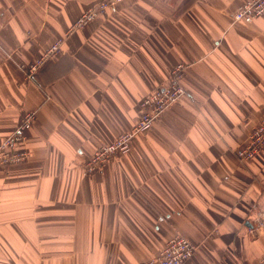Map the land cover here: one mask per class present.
Listing matches in <instances>:
<instances>
[{"label":"crops","instance_id":"crops-1","mask_svg":"<svg viewBox=\"0 0 264 264\" xmlns=\"http://www.w3.org/2000/svg\"><path fill=\"white\" fill-rule=\"evenodd\" d=\"M99 1L0 0V139L36 113L30 157L0 166V264H143L176 233L198 246L186 264H256L264 149L235 151L264 116V15L236 22L249 0H122L73 32ZM178 64L186 95L87 175Z\"/></svg>","mask_w":264,"mask_h":264},{"label":"rangeland","instance_id":"rangeland-1","mask_svg":"<svg viewBox=\"0 0 264 264\" xmlns=\"http://www.w3.org/2000/svg\"><path fill=\"white\" fill-rule=\"evenodd\" d=\"M109 1L110 0H101L99 2H96L95 4H92L91 6H88L85 9V11H83V13L71 25V27H73L75 25L77 26L79 24L78 23V20L79 19H82L81 22H80L81 23V28H79V29L76 28V29H74L73 32H76V31H78V30H80L82 28L87 27L91 22H93L94 20H96L100 16L106 14L112 8L111 6L110 7H109V5L108 6H104V9H102L101 11H98L97 6L98 5H104L107 2H109ZM113 1H114V6H115L118 3H120L122 0L121 1L120 0H113ZM247 3H248V1L245 4H247ZM110 5H113V3L110 4ZM92 11H94L96 13L95 18L92 21L91 20H88V19L81 18L84 14H86V12H89V13H87V15L88 14H93ZM239 11H240V9L237 10L236 13L239 14ZM70 28L68 29V32H69ZM61 43H62V41H60V40L59 41H56L51 46H49L47 49H45V51L40 55V57L38 59H36L34 62L30 63L27 66L22 65L20 68L22 69V71H23V73L25 75L24 78L26 79V78L32 77V76H33L32 78H35L36 75H37V73L40 72L42 70V68H44V66H46V64L49 61L53 60L54 58H56L60 54V52H61V46H62ZM43 57H45V59H44L43 62L38 61V60L42 59ZM37 61L40 64L37 66L38 69H36V72L33 74V72L30 71L29 69L32 68V66L34 64H36ZM180 66H182V69L180 71V75H179V73L176 74V76L179 75V77L177 78L175 76L177 79H176V83H174L173 88H172V89H174V92L176 93V95L175 94H171V92L160 91V89L163 88V87H159V86H158L159 88L157 87L155 90H153L148 95V96H151L152 95L153 97H157V96H160L161 97L163 93L169 94V97L167 98L169 104H166L165 106L164 105L161 106L158 103H155L154 105H151L150 107L153 106L154 109L153 110H150V113L152 114V117L150 119L151 120V123L149 124L150 126L149 125H145V124H141L144 121V118H143L144 112L147 113V107H144L142 105V102L148 96L145 97L140 102V113H139V117L137 118L136 123L134 124V126L131 129L122 132L112 142L102 143L101 145H99L95 149L94 153L92 154V156L89 158V160L87 161V163L85 165V172H86L87 175L92 176V175L100 172L104 168V166H106L107 164H109L113 159L118 158V156H122V155H125L126 153H128V151L132 147L133 140L135 138H137V136H139V135H141V134L149 131L154 126V124L158 120L159 116H161L163 113H165L169 108L173 107L174 105H177L180 102V100L186 95L187 92H186V89L184 88V85H183V80L185 78V72H186L187 67H188L186 64H178V65L174 66L171 69V72H170L171 73L170 74V80H168L167 82L162 83V84L163 85H166L167 87H169V85L172 84L174 71H176ZM182 88H183L184 92L182 91ZM263 118H264V116L261 118V120L258 122V124L256 126H258L261 123V121L263 120ZM35 119H36V113L35 112H32V111H28V112H26L23 115V119L21 121V124H23L24 126L29 125V127L30 126L32 127L33 124H34V122H35ZM28 122H29V124H28ZM256 126L251 130L250 134L253 132V130L256 128ZM250 134H249V137L246 140V142L242 146H240L238 149H236V151H235L238 160L240 162H242V163H247V162H249V161H251L253 159L252 158L251 160L247 161V160L243 159L244 156H246V155L245 154H242L241 155L243 157L242 158L240 156V153H239L241 150L246 149L249 146V144H251ZM261 136L264 137V129L262 130V135ZM6 137H4V138H6ZM26 137H27V134H26ZM4 138H2V139H4ZM2 139H0V141H2ZM104 148H106L107 151L109 149L111 150L112 155L110 156V158L101 157V156H104L106 154V153L103 152V149ZM262 149H264V148H262ZM1 151L2 150H0V152ZM260 152H258L256 155H258ZM30 154H31V152L29 153L28 158L30 157ZM255 156H254V158H255ZM97 158H99V159L97 160ZM21 162H23V161H21ZM15 164H18V163H14L13 165H15ZM0 166H2L1 163H0ZM254 225H255V227H257L258 225H260L261 228L264 227L263 226V222L261 220H257L256 221V224L254 222ZM176 235L184 236L189 241V243L192 245V247H193V253L190 256V258L188 260H186L185 262L181 263V264H186L188 261H190L194 257V255H195V253H196V251L198 249V246L191 239L187 238L185 235H182L180 233H176L173 236H176ZM252 237L256 238L257 237V234H252ZM168 242H169V240H167L166 243L161 247V249L158 251V254H160V252H162L165 249L166 244ZM158 254H156V255H158ZM156 255H154V257ZM154 257L153 256L150 257L143 264H146V263L149 264L154 259ZM263 261H264V253L259 256V258L257 259L256 264H262Z\"/></svg>","mask_w":264,"mask_h":264},{"label":"built area","instance_id":"built-area-1","mask_svg":"<svg viewBox=\"0 0 264 264\" xmlns=\"http://www.w3.org/2000/svg\"><path fill=\"white\" fill-rule=\"evenodd\" d=\"M112 3L113 5H110ZM108 5L109 7L110 6L113 7L114 1L110 0L104 5H98L97 6L98 11H101L102 9H104V6H108ZM89 12H86V14H84L85 16L83 15L81 18L92 21L95 18L96 13L92 11L93 14L87 15V13ZM263 15H264V0H249L247 4H244L240 8L239 14L238 13L234 14V19L237 21L250 23L257 17ZM81 20L82 19L78 20L79 24L77 26L75 25L71 28L73 30L76 28L78 29L81 28V23H80ZM44 59L45 57H43L38 61L43 62ZM38 61L36 62V64L32 66V68L29 69L30 71L33 72V74L36 72V69H38L37 66L40 64ZM181 69L182 66H180L176 71H174L172 84L169 85V87L163 84L159 85V87H163L160 89V91L171 92V94L176 95L174 89L172 88L174 83H176V79L180 75ZM177 73H179L178 76H176ZM32 77H28L27 79H32ZM182 91L184 92L183 88ZM168 97L169 94L166 93H163L161 97L160 96L153 97L152 95L148 96L142 102V105L144 107H147V113L144 112V116H143L144 121L141 124L149 125L151 123L150 119L152 117L150 110L154 109L153 106L152 107L150 106L154 105L155 103H158L161 106L162 105L165 106L166 104H169L167 99ZM30 128L31 126L29 127V125L24 126L23 124H20L9 136H7L6 138L2 139V141H0V150H2L0 152V163L2 164V166H9V165H13L14 163H20L21 161H24L28 158L30 151L27 148H25V142L27 139L26 133ZM263 129H264V118L261 121V123L258 126H256V128L250 134L251 144H249V146L246 149L241 150L239 152L240 156L242 154L246 155L244 156V158L241 156L243 159L247 161L251 160L258 152L262 150V148H264V137L261 136ZM103 152L106 154L101 157L110 158V156L112 155L110 149L107 151L106 148H104ZM98 159L99 158H97V160ZM192 253H193V247L189 243V241L184 236L176 235L169 239V242L166 244L165 249L162 252H160V254L156 255L149 264H181L186 260H188L192 255ZM262 264H264V261L262 262Z\"/></svg>","mask_w":264,"mask_h":264},{"label":"bare ground","instance_id":"bare-ground-1","mask_svg":"<svg viewBox=\"0 0 264 264\" xmlns=\"http://www.w3.org/2000/svg\"><path fill=\"white\" fill-rule=\"evenodd\" d=\"M235 20V19H234ZM236 22H243V21H237V20H235ZM73 30V29H72Z\"/></svg>","mask_w":264,"mask_h":264}]
</instances>
